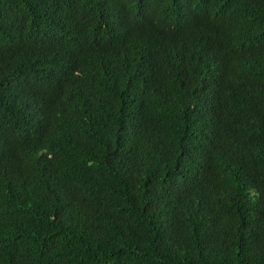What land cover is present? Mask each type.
Segmentation results:
<instances>
[{"label":"trees","instance_id":"16d2710c","mask_svg":"<svg viewBox=\"0 0 264 264\" xmlns=\"http://www.w3.org/2000/svg\"><path fill=\"white\" fill-rule=\"evenodd\" d=\"M0 264H264V0H0Z\"/></svg>","mask_w":264,"mask_h":264}]
</instances>
